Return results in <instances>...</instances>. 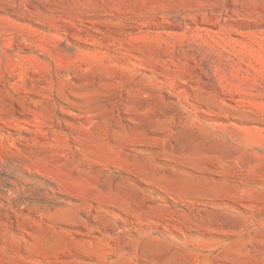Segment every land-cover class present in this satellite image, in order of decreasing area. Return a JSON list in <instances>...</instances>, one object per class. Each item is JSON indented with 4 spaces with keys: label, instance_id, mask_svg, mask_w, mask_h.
I'll return each instance as SVG.
<instances>
[{
    "label": "rangeland",
    "instance_id": "374dc122",
    "mask_svg": "<svg viewBox=\"0 0 264 264\" xmlns=\"http://www.w3.org/2000/svg\"><path fill=\"white\" fill-rule=\"evenodd\" d=\"M0 264H264V0H0Z\"/></svg>",
    "mask_w": 264,
    "mask_h": 264
}]
</instances>
